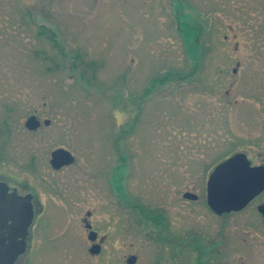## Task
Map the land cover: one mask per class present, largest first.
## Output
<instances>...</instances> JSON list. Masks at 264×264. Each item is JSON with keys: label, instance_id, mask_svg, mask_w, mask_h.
<instances>
[{"label": "rangeland", "instance_id": "374dc122", "mask_svg": "<svg viewBox=\"0 0 264 264\" xmlns=\"http://www.w3.org/2000/svg\"><path fill=\"white\" fill-rule=\"evenodd\" d=\"M35 109L52 123L31 132ZM0 128V171L42 184L48 206L25 264H165L162 226L118 206L115 181L130 170L137 203L192 227L208 221L217 157L237 147L264 160V0H0ZM57 146L76 157L59 172ZM190 188L195 202L181 197ZM258 202L232 214L233 236L246 221L264 233ZM88 209L107 234L94 256ZM192 248L169 264H199ZM254 251L250 264H264Z\"/></svg>", "mask_w": 264, "mask_h": 264}, {"label": "flooded vegetation", "instance_id": "af4514ba", "mask_svg": "<svg viewBox=\"0 0 264 264\" xmlns=\"http://www.w3.org/2000/svg\"><path fill=\"white\" fill-rule=\"evenodd\" d=\"M49 32L51 31L49 30ZM233 72H236V68L233 70ZM31 116H36L38 122V127L35 129L28 128L26 124ZM51 123L52 120L50 118L42 116L40 109H35L27 117L25 126L29 131L35 132L39 129H42L45 125H51ZM59 148L67 149L63 146H57L51 151L49 160L50 165L57 172L63 170L67 166L74 164L76 161V157L73 152L67 149L74 156V161L71 164L63 165L60 168H55L52 164V152ZM237 153L244 154L249 161L250 166H264V160L261 159L263 157L258 158L257 162H253L252 157H250L243 149L231 147L228 151L223 153V155L217 157L214 163L210 165L209 169L207 168L205 170L206 173L208 172L205 186L207 206L206 212L210 214L209 216L206 215V219L208 220L207 222H209V220L213 222L211 226L209 225L210 222H204V225L199 224L197 226L185 227L183 223L180 224L178 221H174L173 216L170 213V208L172 209L171 206L162 207L159 205L160 207L157 208L156 206H152V204L149 202L146 206L137 203V199H135L130 193V188L127 184L128 179L132 176V172L130 170L122 176H118L116 179L114 190L117 195L118 206H126L128 210L134 212L137 211L143 218H146L149 221L152 220L157 225L159 224L162 226L161 230H157V237L161 233L162 240L171 246H166L167 251H165V255L167 259L165 258V264H169L170 262H174L175 260L182 258L183 251L181 252V247L190 244H192V249H194V251L197 253L196 263L198 262L199 264H234L235 261L240 262V264H244L246 261L248 262L247 264H250V261L260 263L259 259H255L256 257H249V255L255 252V248H258L262 252L264 251V233L261 231L256 232L252 230H244L243 227L247 226L248 224L251 225V229H254L252 224L246 221L241 223L242 225L240 233H237L235 236H233L231 219L232 214L240 213L250 207H253L252 203L260 198V202L256 203L254 207L264 225V215L260 210V207L264 205V198L261 199L262 195L264 194V190L256 194L246 203L245 206L239 210H230L217 213L212 210L207 203V181L210 173L218 164ZM118 154L125 155V159L127 156L126 163L129 162L132 164L135 159L134 155H132V152L125 153L119 149ZM35 162L36 160L33 158L28 168L34 170L33 167L36 165ZM54 184L52 183L49 185V188L51 191L54 189L57 195L60 196L59 201L64 203L63 205L65 207L68 206L67 199L65 198L66 196L63 193L57 192L56 188H53L55 187ZM41 187L42 184L35 185L27 179L18 178L16 176L6 174L4 171H0V248L4 250L17 249L23 245V242L26 243V252L20 254L11 264H25V260L22 259V256L28 254V252L34 247L35 238L41 230V228H39L38 231L37 227H41L44 223L42 222L41 217L46 213L48 206L47 202H45L42 197V189H40ZM186 194H194L196 198L191 199L186 196ZM175 196H180L179 192H177ZM181 197L184 201L195 202L200 196L198 193L196 194L193 192L190 188L181 191ZM27 210L33 214L32 222L28 227L26 226ZM92 212L93 210H87L86 216L83 218L82 227L85 231L86 238L89 241L88 251L94 256L101 252L107 234L102 235L100 230L95 227L92 221H89L92 217ZM174 223H176L178 226L174 227ZM90 237H92V239ZM184 240L185 242L182 243ZM93 245H98L99 247V250L96 254H92L90 252V248ZM130 256H135L136 260L134 264H136L137 257L134 254L127 256L125 261H122L121 264H128L127 260ZM3 263L9 264V258H5Z\"/></svg>", "mask_w": 264, "mask_h": 264}, {"label": "water", "instance_id": "95a60500", "mask_svg": "<svg viewBox=\"0 0 264 264\" xmlns=\"http://www.w3.org/2000/svg\"><path fill=\"white\" fill-rule=\"evenodd\" d=\"M26 124L30 129L37 128L36 116H31ZM73 161L74 156L67 149L59 148L52 152V164L55 168L71 164ZM238 189L243 190L244 193L238 195ZM262 190H264V166H250L246 156L237 153L218 164L210 173L207 181V203L217 213L239 210ZM186 196L191 199L196 198L194 194H186ZM260 210L264 215V205L260 207ZM26 215V226L28 227L32 222L33 214L27 210ZM98 250V245L90 248L92 254H96ZM24 252H26L25 242L17 249L3 250L0 248V264H4L5 258H9V264H11ZM135 260V256H130L127 262L134 264Z\"/></svg>", "mask_w": 264, "mask_h": 264}, {"label": "trees", "instance_id": "16d2710c", "mask_svg": "<svg viewBox=\"0 0 264 264\" xmlns=\"http://www.w3.org/2000/svg\"><path fill=\"white\" fill-rule=\"evenodd\" d=\"M49 34H51L50 36L55 40L56 44H58V42L56 41V38L54 37V33L52 32V33H49Z\"/></svg>", "mask_w": 264, "mask_h": 264}, {"label": "bare ground", "instance_id": "6f19581e", "mask_svg": "<svg viewBox=\"0 0 264 264\" xmlns=\"http://www.w3.org/2000/svg\"><path fill=\"white\" fill-rule=\"evenodd\" d=\"M238 191H239V192H238V195H239V194H243V193H244V191H243V190H239V189H238ZM238 195H237V196H238ZM3 250H4V249H3Z\"/></svg>", "mask_w": 264, "mask_h": 264}]
</instances>
